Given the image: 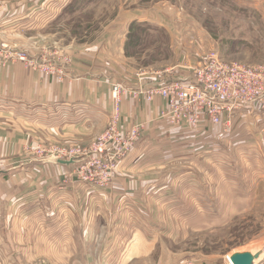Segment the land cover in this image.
<instances>
[{"label": "rangeland", "instance_id": "1", "mask_svg": "<svg viewBox=\"0 0 264 264\" xmlns=\"http://www.w3.org/2000/svg\"><path fill=\"white\" fill-rule=\"evenodd\" d=\"M31 1L44 5L43 11L50 12L42 16L44 23L39 25L38 32L27 35L34 37L27 45L42 58L68 60L67 66L73 65L77 57L98 65L128 66L139 81L141 73L166 79L191 77L192 69L212 52L229 64H264V0ZM18 41L15 39L13 43ZM121 51L123 55L119 56ZM49 77L60 81L56 76ZM121 86V120L115 125L117 133L113 140L121 138L127 144L129 133L137 126L142 131L145 125L136 123L128 129L123 122V99H140L133 93L135 90ZM112 92L106 128L85 146L51 141L43 136L45 133H37L41 137L35 138L26 130L28 118L15 112L12 117L2 110L1 127L8 128L3 124L7 123L5 117L16 121L14 129L9 127L5 131L19 145L8 151L5 145L10 140L2 138L0 170L12 168V163L19 160L56 164L57 157L78 153L80 159L76 160L74 176L102 187L99 177L83 174L82 157L91 161L101 159L92 150L112 128L115 108ZM247 119L240 117L234 125L238 131L226 135L227 140L240 139L236 148L230 146L229 155L226 151L218 152L214 145L204 144L197 133L189 130L193 135L187 136V145L182 151L178 148V154L168 160L193 164L180 166L179 173L169 182L166 177L158 185L156 197L152 192L146 196L143 210L135 204L130 209L134 214L129 216L131 226L127 234L132 238L134 229L140 230L145 254H151L135 264H229L227 257L235 252L264 249V121L257 120L256 130H251ZM254 134L259 137H253ZM139 141L140 138L115 165L113 178L120 161L132 153ZM102 160L108 161L105 155ZM96 166L102 172V167ZM105 234L98 227L97 239L90 247L79 246L76 241L75 256L69 248V264H95L86 263L87 257L100 260ZM49 255V258L42 256L40 249L34 248L23 264H57L56 250L50 249ZM256 264H264V256Z\"/></svg>", "mask_w": 264, "mask_h": 264}, {"label": "crops", "instance_id": "2", "mask_svg": "<svg viewBox=\"0 0 264 264\" xmlns=\"http://www.w3.org/2000/svg\"><path fill=\"white\" fill-rule=\"evenodd\" d=\"M0 3V43L17 46L40 57L27 45L34 38L27 35L38 32L39 25L44 23L42 16L50 11L44 12V5L31 0H0ZM15 39L19 41L13 43ZM122 55L121 51L119 56ZM77 58L73 65L67 66L68 77L64 81L32 71L20 63L0 67V112L5 110L12 117L16 113L28 118L26 130L35 138L45 133L43 136L51 141L85 146L100 135L109 122L113 84L138 91L176 79L151 74L138 81L128 66L98 65ZM165 108L166 101L162 98L152 103L143 98L123 99L122 116L128 129L136 123L145 127L132 153L120 161L109 187H99L75 177L76 161L63 165L59 162L21 163L19 160L12 163V168L0 170V264H23L34 248L40 249L42 256L47 258L50 249L56 250V263L69 264V248L75 256L76 241L79 246L94 245L98 227L106 231L104 250L100 260L87 257L86 263L135 264L149 257L150 253L145 254V240L142 243L139 239L141 231L134 229L132 238L127 234L131 226L129 216L134 214L130 209L135 204L143 210L146 196L152 192L156 197L158 185L166 181V177L169 182L179 173L180 166L193 164L168 160L178 154V148L182 151L187 145V136L193 133L185 127L168 125L161 118ZM245 111L233 116L230 133L238 131L234 125L240 117L248 118L251 130H256L257 120L264 121V112ZM1 118L0 152L3 137L10 140V144L5 145L6 150L19 145L16 138L5 131L9 127L14 129L17 122L5 117L6 129L1 127ZM214 130L220 133L215 134ZM224 130L223 126L211 127L206 123L194 132L204 144L214 145L220 153H228L230 146L236 148L240 144V139L227 140L226 135L230 133L224 134ZM253 137L259 136L254 134ZM138 239L140 252L127 260Z\"/></svg>", "mask_w": 264, "mask_h": 264}, {"label": "built area", "instance_id": "3", "mask_svg": "<svg viewBox=\"0 0 264 264\" xmlns=\"http://www.w3.org/2000/svg\"><path fill=\"white\" fill-rule=\"evenodd\" d=\"M68 62L58 58L32 56L28 51L21 50L17 46L0 43L1 68L23 63L27 68L41 71L48 76H56L62 81L67 76ZM192 70L191 77L176 78L149 90L140 89L133 93L139 99L143 98L150 103L156 98L164 99L166 108L162 111L161 118L172 127H185L192 131H197L209 123L225 127L224 133L229 134L233 126L232 118L239 111L264 112V64H229L217 53L212 52L203 63ZM145 76H147L145 73L139 74V80H143ZM122 90L120 84L112 85V95L115 99V108L111 116L112 128L92 150V153L99 155L101 159L91 161L88 157H82L83 174L99 177L102 187L111 184L115 165L131 151L142 134L137 126L129 133L130 143L126 144L121 138L113 140V135L117 133L115 125L121 120ZM225 119L228 120L225 122ZM104 155L108 161L102 160ZM78 159H80L78 153H66L57 157L56 161ZM96 165L102 167V172L97 171ZM228 257V263L231 264Z\"/></svg>", "mask_w": 264, "mask_h": 264}, {"label": "water", "instance_id": "4", "mask_svg": "<svg viewBox=\"0 0 264 264\" xmlns=\"http://www.w3.org/2000/svg\"><path fill=\"white\" fill-rule=\"evenodd\" d=\"M60 164L70 165L73 161H59ZM264 256V249L259 251H238L228 257L231 264H256Z\"/></svg>", "mask_w": 264, "mask_h": 264}, {"label": "bare ground", "instance_id": "5", "mask_svg": "<svg viewBox=\"0 0 264 264\" xmlns=\"http://www.w3.org/2000/svg\"><path fill=\"white\" fill-rule=\"evenodd\" d=\"M139 245H140V242H139V239H138V241H136L135 247L132 250V253L128 256L127 260H129L133 255H136V254H138L140 252V246Z\"/></svg>", "mask_w": 264, "mask_h": 264}]
</instances>
